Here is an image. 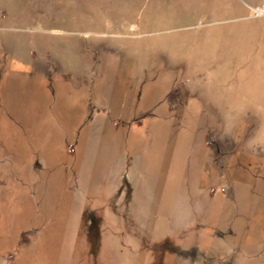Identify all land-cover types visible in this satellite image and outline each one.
<instances>
[{
	"label": "rangeland",
	"instance_id": "rangeland-1",
	"mask_svg": "<svg viewBox=\"0 0 264 264\" xmlns=\"http://www.w3.org/2000/svg\"><path fill=\"white\" fill-rule=\"evenodd\" d=\"M264 0H0V264H264Z\"/></svg>",
	"mask_w": 264,
	"mask_h": 264
},
{
	"label": "built area",
	"instance_id": "built-area-1",
	"mask_svg": "<svg viewBox=\"0 0 264 264\" xmlns=\"http://www.w3.org/2000/svg\"><path fill=\"white\" fill-rule=\"evenodd\" d=\"M247 9L251 17H264V5L248 7Z\"/></svg>",
	"mask_w": 264,
	"mask_h": 264
}]
</instances>
